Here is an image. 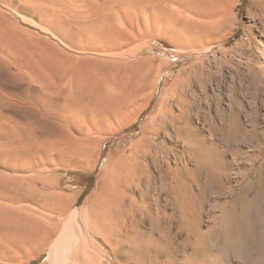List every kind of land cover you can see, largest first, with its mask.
<instances>
[{"label": "bare ground", "instance_id": "1", "mask_svg": "<svg viewBox=\"0 0 264 264\" xmlns=\"http://www.w3.org/2000/svg\"><path fill=\"white\" fill-rule=\"evenodd\" d=\"M242 1L0 0V264H264V0L227 47ZM161 31L184 63L142 55Z\"/></svg>", "mask_w": 264, "mask_h": 264}, {"label": "rangeland", "instance_id": "2", "mask_svg": "<svg viewBox=\"0 0 264 264\" xmlns=\"http://www.w3.org/2000/svg\"><path fill=\"white\" fill-rule=\"evenodd\" d=\"M79 1L86 2V3H89V4H93V5H97V4L99 5V3L102 4L105 0H100V1L99 0H96V1H94V0H79ZM182 6L185 8L184 5H182ZM254 8H256V6H254V5L250 6L249 0H243L242 4L238 6V14L236 15V18H235V24L238 21H240L241 26L235 32L234 35L229 37V39L225 43V46H227V47L230 46L234 42V40L237 39L241 35V33L244 30V26L250 28L251 22H249L248 18L246 17V14H247L246 11H249V10L253 11V10H255ZM178 16L179 15H177L176 13H174V14L173 13L172 14L169 13L168 16L167 15L162 16L161 17L162 20L159 19V21L157 23L159 28L156 27V31H158L157 29L161 30V27H162V31H163V27H164V23L165 22H166V24L169 23L168 24L169 27H172V28L174 27V29H176V27L178 26V28H180L179 22L181 23L183 19H182V17H180V16L178 17ZM247 25H249V26H247ZM181 26H182V24H181ZM171 31H173V29H171ZM163 33L164 32H162V36L159 35L157 37L149 38V40L147 41V44L149 46L151 45L150 46L151 49H149L148 47L145 48L143 53H142V55H144L146 57H148L149 55L153 56L154 58L149 56L150 59L152 58L151 60H152V62H154L153 64H156V63L158 64V62L160 60V57H161V59H166V60H170V59L176 58V61L174 62V64H182V63H184L186 61V58L173 57L172 56V53L176 52V50H175L176 48L174 46H172L169 38H167L168 35L167 34L163 35ZM173 50H175V51L173 52ZM155 55H157V56L155 57ZM161 62H164V61L161 60ZM175 68L176 67L174 66L172 69L175 70ZM153 104H154V100H152L150 102V104L146 107L144 112L139 116L138 120L135 123H133L131 126L126 128L125 130L119 132L118 134H116L112 138H110L109 141L107 143H105V145H104L103 154L106 152L107 147L113 144V140L120 139L124 134H135L136 132H138L140 123L143 121V119L146 116V114L148 113V111L151 110ZM261 107H262V110L260 112L263 113V115H264V105L261 106ZM260 114H259V119H260V122H261L262 114H261V116H260ZM116 123L117 122L115 120L105 121L101 130L110 129ZM59 173H61V175L63 177V180L66 181L64 183V186L67 188V191H72L74 188H77V187H82L83 188V192H82L81 197H80L81 200H82L95 187V184H96V181H97L98 167H96L95 169H93L91 171H86V170L84 171V170H78V169H69V170H61V171H59ZM42 259H43V256L38 258L37 260L33 261L32 264H39Z\"/></svg>", "mask_w": 264, "mask_h": 264}]
</instances>
